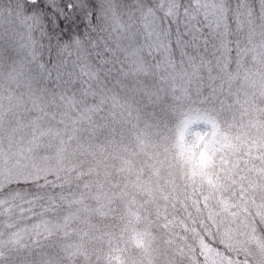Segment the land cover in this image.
Returning <instances> with one entry per match:
<instances>
[{"label": "snow or ice", "instance_id": "1", "mask_svg": "<svg viewBox=\"0 0 264 264\" xmlns=\"http://www.w3.org/2000/svg\"><path fill=\"white\" fill-rule=\"evenodd\" d=\"M0 264H264V0H0Z\"/></svg>", "mask_w": 264, "mask_h": 264}]
</instances>
